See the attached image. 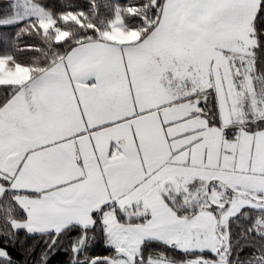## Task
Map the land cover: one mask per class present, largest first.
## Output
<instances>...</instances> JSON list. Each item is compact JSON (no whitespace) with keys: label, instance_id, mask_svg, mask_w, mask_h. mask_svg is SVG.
Segmentation results:
<instances>
[{"label":"snow or ice","instance_id":"1","mask_svg":"<svg viewBox=\"0 0 264 264\" xmlns=\"http://www.w3.org/2000/svg\"><path fill=\"white\" fill-rule=\"evenodd\" d=\"M0 264H264V0H0Z\"/></svg>","mask_w":264,"mask_h":264}]
</instances>
